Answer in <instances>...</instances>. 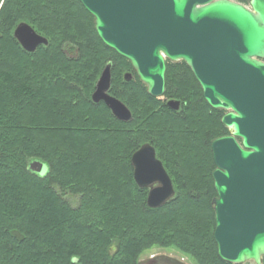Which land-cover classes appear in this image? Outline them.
Listing matches in <instances>:
<instances>
[{
	"label": "trees",
	"instance_id": "obj_1",
	"mask_svg": "<svg viewBox=\"0 0 264 264\" xmlns=\"http://www.w3.org/2000/svg\"><path fill=\"white\" fill-rule=\"evenodd\" d=\"M22 22L48 45L25 51L14 36ZM166 64L159 99L101 41L79 0H0V264H138L155 246L230 264L218 256L212 202L211 142L229 134L225 111L206 102L186 63ZM107 65L109 93L131 110L129 121L92 100ZM145 143L175 190L158 208L133 175Z\"/></svg>",
	"mask_w": 264,
	"mask_h": 264
},
{
	"label": "water",
	"instance_id": "obj_2",
	"mask_svg": "<svg viewBox=\"0 0 264 264\" xmlns=\"http://www.w3.org/2000/svg\"><path fill=\"white\" fill-rule=\"evenodd\" d=\"M93 16L101 41L126 58L148 93L163 98L167 61L184 62L200 84L204 99L226 113L229 130L212 140L217 196L214 239L218 256L230 264L264 256V0L245 6L232 0H79ZM14 36L27 52L48 39L26 22ZM126 73V81L132 79ZM111 65L102 71L92 100L103 101L121 121L131 110L110 95ZM176 111L180 101L169 100ZM139 187L148 188L147 204L158 208L175 190L155 148L143 144L131 158ZM44 175L47 167L33 161Z\"/></svg>",
	"mask_w": 264,
	"mask_h": 264
},
{
	"label": "flooded vegetation",
	"instance_id": "obj_3",
	"mask_svg": "<svg viewBox=\"0 0 264 264\" xmlns=\"http://www.w3.org/2000/svg\"><path fill=\"white\" fill-rule=\"evenodd\" d=\"M243 4L245 6H250V0L247 2H243L242 0H232ZM138 264H188L187 262L183 261L178 255H169L166 253H156L146 256V258L139 262ZM244 264H256L254 260H250L245 262ZM262 264H264V256L262 257Z\"/></svg>",
	"mask_w": 264,
	"mask_h": 264
},
{
	"label": "rangeland",
	"instance_id": "obj_4",
	"mask_svg": "<svg viewBox=\"0 0 264 264\" xmlns=\"http://www.w3.org/2000/svg\"><path fill=\"white\" fill-rule=\"evenodd\" d=\"M163 98H159V99H163ZM156 253H159V254L166 253L169 255H176V256L178 255L181 259H183V261L187 262L188 264H197L193 258H191L187 254L181 252L180 250L176 248H163L159 246L152 247L151 249L142 253L140 258L138 259L139 260L138 263L143 261L146 258V256L151 255V254H156Z\"/></svg>",
	"mask_w": 264,
	"mask_h": 264
}]
</instances>
